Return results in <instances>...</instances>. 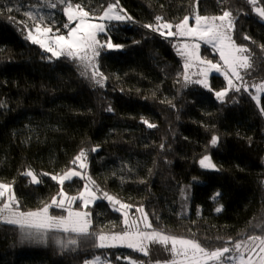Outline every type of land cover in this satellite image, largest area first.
<instances>
[{
    "label": "trees",
    "instance_id": "trees-1",
    "mask_svg": "<svg viewBox=\"0 0 264 264\" xmlns=\"http://www.w3.org/2000/svg\"><path fill=\"white\" fill-rule=\"evenodd\" d=\"M71 2L98 16L114 0ZM119 3L133 19L108 25L113 42L123 47L101 50L99 70L107 77L101 87L79 61L54 57L26 38L33 27L29 11L43 18L42 27L66 34L65 5L59 0H0V181L13 184L21 211H35L57 196L60 185L50 176L32 184L24 173L59 175L79 169L72 161L85 150L88 176L95 181L90 187L101 190L97 196L106 192L134 210L143 207L156 230L195 239L210 250L264 236V95L260 107L244 90L220 102L213 90L227 83L217 75L210 78L211 91L183 84L175 39L144 25H155L157 16L173 24L194 17L196 0ZM258 5L264 7V0ZM226 10L235 18L233 39L251 52L253 75L248 78L264 81V20L248 0H198L201 16ZM201 52L203 59L218 60L209 46ZM213 136L219 137L215 146ZM205 155L215 169L200 166ZM86 183L74 177L63 188L74 196ZM111 205L101 198L79 207L91 212L88 236L49 231L46 238H29L18 225L0 219V264H83L98 254L125 264L117 254L146 257L124 246H97L101 230H124L122 213ZM49 212L67 215L55 206ZM72 239L78 244H69Z\"/></svg>",
    "mask_w": 264,
    "mask_h": 264
},
{
    "label": "snow or ice",
    "instance_id": "snow-or-ice-1",
    "mask_svg": "<svg viewBox=\"0 0 264 264\" xmlns=\"http://www.w3.org/2000/svg\"><path fill=\"white\" fill-rule=\"evenodd\" d=\"M59 3L65 5L63 12L67 16L68 23H65L63 27L68 30L67 34H59V29L56 30V34H53L51 27L45 26L42 28L43 18H38L33 12L29 11L26 15L33 21V27L28 30L26 38L31 40L32 43L40 45L53 56L65 55L79 61L86 71H91V78L94 82L103 87L107 77L99 70L97 58L100 56L101 50L123 47L112 43L111 37L108 36L109 29L103 21L128 22L132 21L133 18L127 15L124 9L120 8L119 0H114L103 11V14L98 18L102 21L100 23L93 22L97 18L79 3L73 4L71 0H59ZM248 3L259 17L264 18V7L257 6L258 0H248ZM50 6L55 8L57 4L52 3ZM190 18H194V26H190ZM234 19L232 12L227 10L219 16H201L198 13V0H196L194 17L185 16L179 23L173 25L164 22L163 17L157 16L155 25L146 24L144 27L159 32L161 36L189 37L211 45L218 51L222 64L202 59L199 54V43L184 42L177 47L178 54L184 57V81L200 84L211 91L209 74L214 70L217 73H222L227 81L224 89L215 92L218 99L223 100L229 91L238 93L243 88L245 92H248L249 87H251L256 92L255 95H252V99L259 105L260 93L264 92V81L249 85L245 81L244 75L241 74L243 71L247 75L248 70L253 68L252 56L248 47L238 45L233 39ZM73 23L74 26H71ZM173 28L176 31H173ZM100 34L105 35L104 40L98 38ZM243 39L250 40L251 37L244 36ZM261 47L264 48V45H261ZM194 66H197L199 71L193 73V75L202 77L195 81L191 79L187 72L189 68ZM237 81L239 83H236ZM109 111H111L110 108ZM260 111L264 113V107H260ZM143 123L149 128L156 127L147 120H143ZM218 140L219 137L213 136L210 141L211 145H217ZM96 150V148L92 149V151ZM86 158L87 152L81 150L72 161L73 165L78 164L81 171L72 168L63 174L51 175L49 173L37 174L29 169L24 173L25 176L30 178L32 184H41L42 176H50L53 181L60 185L57 196L53 197L50 203L35 211H21L13 184L0 182V219L9 224L18 225L29 238H46L49 231L71 232L78 237L88 236L91 234L90 229L92 227L91 212L73 210L72 205L75 201L80 200L83 208L86 209L95 200L103 198L112 203L114 208L115 205H119L115 210L123 213L124 230L110 234H106L101 230L96 235L99 242L97 246L100 248L126 246L148 255L149 245L155 243L164 246L171 253L172 259L165 262V264H264V236H249L246 240L236 242L233 248L223 246L210 250L195 239L168 235L154 229L143 207L136 209L140 214L139 216L129 219V210L132 209V205L121 203L106 192L102 193V197L97 196V192L101 191L99 187L96 186L95 190L90 187V185H95V181L90 176H85L84 171H82L88 168V164L85 162ZM199 164L203 168H216V165L211 162V158L207 155L200 159ZM74 177L87 179L89 183L84 185L83 190L78 195L70 196L64 191L63 185L65 181H71ZM219 195V193H216L212 199L215 200ZM53 206L65 210L67 215H51L49 210ZM222 208L221 205L215 211L219 213ZM59 243L64 246L63 241ZM68 243L77 245L78 240L72 239ZM229 243H231V240H229ZM169 245H171L170 248H168ZM245 253H247V257ZM117 259H120V257H117ZM85 264H100V258L96 257L93 261H86ZM130 264H137V262L130 260Z\"/></svg>",
    "mask_w": 264,
    "mask_h": 264
},
{
    "label": "rangeland",
    "instance_id": "rangeland-1",
    "mask_svg": "<svg viewBox=\"0 0 264 264\" xmlns=\"http://www.w3.org/2000/svg\"><path fill=\"white\" fill-rule=\"evenodd\" d=\"M119 6H120V8H122V6L120 5V3H119ZM196 6V5H195ZM257 6H259V5H257ZM107 8H105L104 10H106ZM123 9V8H122ZM88 11V10H87ZM91 13V12H90ZM92 14V13H91ZM103 14V12H101V14H99L98 16L97 15H93L94 17H96L97 19H95V20H93V22H95V23H100V22H102V21H100L98 18L101 16ZM127 14V13H126ZM257 14V13H256ZM128 15V14H127ZM258 15V14H257ZM207 16H210V15H207ZM219 16V15H218ZM67 17V16H66ZM190 17V16H189ZM263 20H264V18H262ZM192 20H194V18H190V20H189V24H190V26H194V24H195V21L193 22ZM106 25H107V27H108V25H109V23H111V22H117V21H111V22H107V21H103ZM129 22V21H128ZM164 22H168V23H171V22H169V21H164ZM171 24H173V23H171ZM173 25H175V24H173ZM71 26H74V23H73V25H71ZM42 27V26H41ZM45 27V26H44ZM43 28V27H42ZM173 31H176V29L175 28H173L172 29ZM165 32L167 31V30H164ZM28 32V31H27ZM52 33L53 34H56V32H54V31H52ZM33 34H35V33H33ZM67 34V33H66ZM65 34V35H66ZM233 34V33H232ZM108 36H109V34H108ZM99 39H101V40H104L105 39V35L104 34H100V36L98 37ZM170 38H173V39H175V42H176V44H175V50L177 51V47L181 44V43H184V42H189V43H199L200 44V52H199V54H200V57L203 59V57H202V52H201V50H202V46H209V47H211L212 48V50L217 54V56H218V60L217 61H212L211 59H209L210 61H212L213 63H221L222 64V62L220 61V59H219V53H218V51L216 50V49H214L211 45H209V44H206V43H204L203 41H199V40H193L192 38H189V37H170ZM111 41H112V43L113 44H115L114 42H113V39L111 38ZM116 45V44H115ZM40 46V45H39ZM41 47V46H40ZM119 49H121V48H119ZM114 50H117V49H107V51H109V52H111V51H114ZM178 53V52H177ZM61 56H65V55H61ZM54 57H57V56H54ZM180 57H181V60H182V64L184 65V57H182L181 55H180ZM184 71H185V69H184ZM199 71V68L197 67V66H194V67H191V68H189L188 70H187V72H188V74H189V76L191 77V79L193 80V81H195V80H197V79H200V78H202V77H200V76H198V75H193V73H197ZM241 74L242 75H244V79H245V81H247L248 82V84L249 85H251V84H253V83H256V84H259L260 82H262V81H258V80H256V79H252V78H248V76H251V75H253V69H249L248 70V74L247 75H245L244 74V72L242 71L241 72ZM212 75H217V76H222L223 78H224V76L222 75V73H217L216 71H212L210 74H209V83H210V78H211V76ZM225 80V79H224ZM226 81V80H225ZM226 83H227V81H226ZM236 83H239L238 81L236 82ZM183 84L184 85H188L189 83H187V82H185L184 81V79H183ZM210 86H211V84H210ZM242 91H243V88L241 89ZM214 91V95H215V92H217V90H213ZM230 93H232V91H229L228 92V94H227V96H225L224 98H223V100H221V99H218L217 97V100L218 101H220V102H222V101H224V100H226L227 99V97L229 96V94ZM247 93H250L251 94V96L252 95H255L256 94V92H255V89L254 88H251V87H249V91L247 92ZM263 95H264V92H262V93H260V104L258 105L257 103H256V101H254V103L255 104H257L259 107L262 105L261 104V98L263 97ZM86 162V161H85ZM87 163V162H86ZM76 170H78V171H81V169H76ZM82 171H84V173H85V176H88V168L86 169V170H82ZM0 182H2V181H0ZM87 182H89L88 180H87ZM3 183H6V182H3ZM94 190V189H93ZM74 196H76V195H74ZM110 196H113V197H115L114 195H110ZM102 197V196H101ZM116 199H118L121 203H124V204H128L127 202H125L124 200H122L121 198H118V197H115ZM101 199V198H100ZM100 199H97V200H95L93 203H91V204H89L88 206H91V205H93V204H95L97 201H100ZM123 201V202H122ZM79 201H75V203H73V205H72V208H73V210H80V206L82 205V203L81 202H79V204H77ZM129 205H131V204H129ZM78 208H77V207ZM133 206V205H132ZM111 207H112V209H114L115 210V208H118L119 207V205H115V208H114V206H113V204L111 205ZM74 208H76V209H74ZM119 212H121L122 213V211H119ZM145 212V211H144ZM122 215H123V213H122ZM140 214L136 211V210H134V208L132 207V209L131 210H129V219H132V218H134V217H136V216H139ZM122 219H123V216H122ZM149 219V218H148ZM141 227H142V225H141ZM150 231V230H149ZM118 247H121V246H118ZM117 247V248H118ZM124 247H126V246H124ZM171 247V245H169L168 246V248H170ZM128 248V247H127ZM128 249H130V248H128ZM133 251H136V250H134V249H132ZM258 251V250H257ZM138 254H140L141 256L143 255V256H146V257H142V258H140V257H138V256H132V255H129V254H117L116 255V258L117 257H120V259H117L118 261H121V262H123V263H125V264H130V260H132V261H136L137 262V264H157V262H159V264H165V262H168V261H170L171 259H172V256H171V253L168 251V249H166L164 246H162V245H159V244H155V243H153V244H150L149 245V248H148V255H144L143 253H141V252H138V251H136ZM148 256V257H147ZM245 256L247 257V253H245ZM96 257H99L100 258V264H117V263H115V261H113V260H111L110 258H107V257H105V256H103L102 254H98V256H96ZM96 257H93L92 259H89L88 261H93ZM125 258H129V259H125ZM255 258V257H254ZM83 264H85V263H83Z\"/></svg>",
    "mask_w": 264,
    "mask_h": 264
}]
</instances>
